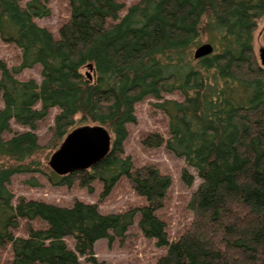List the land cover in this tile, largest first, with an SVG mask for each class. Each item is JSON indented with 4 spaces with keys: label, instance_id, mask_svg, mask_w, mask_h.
I'll return each instance as SVG.
<instances>
[{
    "label": "trees",
    "instance_id": "obj_1",
    "mask_svg": "<svg viewBox=\"0 0 264 264\" xmlns=\"http://www.w3.org/2000/svg\"><path fill=\"white\" fill-rule=\"evenodd\" d=\"M51 1L0 0V40L19 52L16 65L0 62L7 264H113L97 260L96 243L123 240L134 226L165 249L155 264H264V68L255 51L264 0H64L69 17L57 36L37 22L52 15ZM204 44L214 52L196 60ZM34 69L40 80L22 78ZM146 100L166 118L167 134H150L144 146H164L183 160L194 171L182 173L188 187L200 181L188 203L192 221L175 240L159 216L171 177L135 168L125 152L128 127ZM54 110L47 147L56 152L75 129L99 127L112 138L108 156L66 176L50 159L44 172L35 159L44 149L37 132ZM13 124L25 130L14 132ZM36 174L54 187L93 192L99 184L103 198L125 180L145 203L105 214L82 201L65 207L17 198L14 178Z\"/></svg>",
    "mask_w": 264,
    "mask_h": 264
},
{
    "label": "rangeland",
    "instance_id": "obj_2",
    "mask_svg": "<svg viewBox=\"0 0 264 264\" xmlns=\"http://www.w3.org/2000/svg\"><path fill=\"white\" fill-rule=\"evenodd\" d=\"M128 6L137 0H120ZM52 15L49 18L38 20V24L49 29L54 36L58 35L59 28L68 19V7L64 0H52L50 3ZM264 47V20L260 22L255 34V51L259 59V51ZM19 52L13 46L6 45L0 40V62H6L10 66L17 64ZM91 74V72H87ZM23 79L34 78L40 80L39 70H28L24 72ZM57 110L52 112L48 120L39 126L37 134L44 149L35 157L42 164L44 172H51L50 159L55 151L48 146L51 137V127ZM137 124L130 125L129 138L125 143V152L134 162L135 168L146 165L159 168V170L171 177L172 187L165 202V208L159 213L168 225V234L171 240L177 239L185 231L192 221V214L188 210L189 199L193 190L197 189L199 180L194 183L193 188L188 187L182 179L185 169L190 174L194 171L188 169L184 161L171 154L163 146L158 149H150L144 146L145 139L153 133L167 134L166 118L153 108V101L146 100L136 108ZM22 127L13 124V131H24ZM37 179L42 186L33 188L28 185V180ZM17 198L25 197L44 201L58 206H71L75 201L96 204L100 211L105 214L121 213L144 205V200L131 188L130 184L123 180L111 192L110 196L103 198L101 185H94V191L89 188H81L76 185L72 188L54 187L41 174L34 177H15L11 187ZM23 229L20 234H24ZM72 244V243H71ZM95 257L99 261L113 264H155L165 254V249L156 246V242L147 239L141 231L134 226L123 240L114 239L111 244L107 240L96 243L94 248ZM11 259L8 250H0V264H7ZM83 264L85 259L82 258Z\"/></svg>",
    "mask_w": 264,
    "mask_h": 264
},
{
    "label": "water",
    "instance_id": "obj_3",
    "mask_svg": "<svg viewBox=\"0 0 264 264\" xmlns=\"http://www.w3.org/2000/svg\"><path fill=\"white\" fill-rule=\"evenodd\" d=\"M213 52L212 45L204 44L196 49L194 57L196 60L202 59ZM259 61L264 68V47L259 51ZM89 69L92 70V66ZM111 144L110 134L99 127L77 128L53 154L50 165L62 176L89 170L108 156Z\"/></svg>",
    "mask_w": 264,
    "mask_h": 264
}]
</instances>
